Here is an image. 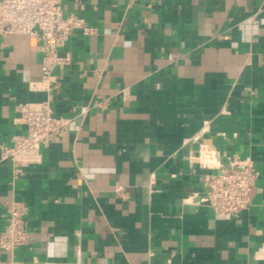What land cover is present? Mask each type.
Wrapping results in <instances>:
<instances>
[{"label": "crops", "instance_id": "crops-1", "mask_svg": "<svg viewBox=\"0 0 264 264\" xmlns=\"http://www.w3.org/2000/svg\"><path fill=\"white\" fill-rule=\"evenodd\" d=\"M64 3L93 32L70 36L57 89L33 37L0 36V146L26 132L21 104L67 120L21 175L0 159V232L12 201L27 232L0 264H264V0ZM207 152L259 173L231 220L193 201Z\"/></svg>", "mask_w": 264, "mask_h": 264}, {"label": "built area", "instance_id": "built-area-1", "mask_svg": "<svg viewBox=\"0 0 264 264\" xmlns=\"http://www.w3.org/2000/svg\"><path fill=\"white\" fill-rule=\"evenodd\" d=\"M65 11L64 0H0V36L27 35L39 43L41 85L48 92L58 87L55 70L71 62L70 54L63 51L70 36L78 30L84 35L93 32L84 18L66 15ZM85 112L84 107L81 115ZM18 113L25 134L13 137L10 146H0V159L11 163L14 176L21 175L22 168L38 160L41 148H48L67 131V120L55 116L50 97L39 103L21 104ZM202 157L203 168L211 173L203 179L204 194L193 201L208 206L219 220L236 218L252 204L259 177L253 162L233 156L222 163L212 152ZM25 214L22 203L12 201L7 205L0 250L12 254L26 244ZM7 264L21 263L10 260Z\"/></svg>", "mask_w": 264, "mask_h": 264}]
</instances>
